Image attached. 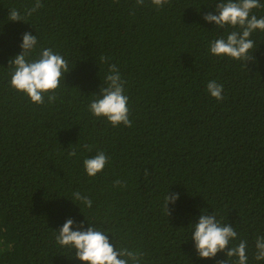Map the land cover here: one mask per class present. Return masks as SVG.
Returning <instances> with one entry per match:
<instances>
[{
  "label": "trees",
  "instance_id": "obj_1",
  "mask_svg": "<svg viewBox=\"0 0 264 264\" xmlns=\"http://www.w3.org/2000/svg\"><path fill=\"white\" fill-rule=\"evenodd\" d=\"M220 2L41 0L12 22L11 9L23 16L35 0H0V264H85L56 242L69 218L143 253L140 264H237L225 252L198 256L191 235L201 214L234 228L229 248L247 242L246 264H264L255 259L264 237V30L250 35L247 62L211 54V42L240 31L204 20ZM252 15L264 18V7ZM25 32L37 38L29 61L51 49L68 62L42 104L10 84ZM111 64L125 81L131 127L89 110ZM211 80L223 100L208 93ZM99 152L107 163L90 177L84 160ZM168 192L179 194L169 216Z\"/></svg>",
  "mask_w": 264,
  "mask_h": 264
},
{
  "label": "clouds",
  "instance_id": "obj_2",
  "mask_svg": "<svg viewBox=\"0 0 264 264\" xmlns=\"http://www.w3.org/2000/svg\"><path fill=\"white\" fill-rule=\"evenodd\" d=\"M156 8H162L168 0H150ZM137 5H143L144 0H136ZM43 5L41 0H35L30 9L25 10V14L16 9H11L8 20L12 22L24 21L25 16H31ZM264 7L259 0H221L216 4L215 11L204 15V20L214 23L218 28L225 26H238L240 31H232L227 38H220L211 42L210 53L216 56H227L236 60L247 62L250 60L249 50L253 48L254 41L249 37L257 29L264 30V18L257 19L255 15L250 17L253 8ZM37 44L36 36L25 32L20 45L22 52L9 60L12 68L11 86L26 94L32 103L42 104L43 97L47 93H54L60 86L61 78L69 72L68 62L59 54L53 53L51 49L42 50L38 59L29 61L27 57ZM102 62L106 57L100 58ZM107 87H101L98 98L92 100L89 105L90 112L95 117H104L113 127L121 123L126 127H131L129 110L127 108L128 97L124 95L125 81L121 79L118 68L115 64L109 65V74L105 77ZM207 91L216 100H223V85L211 80L207 84ZM50 102L56 99L55 95H49ZM87 147V146H86ZM70 156H75L73 150ZM107 156L103 152L97 153L94 157L84 160L86 173L94 177L103 170L107 163ZM120 185L121 181H115ZM75 200L81 201L87 207H91L92 201L86 196H81L79 192L73 194ZM179 199L178 193H170L164 198V208L167 215H170L168 205L175 204ZM77 230H73V227ZM56 242L60 246H67L75 249V258L85 262V264H140L143 253L131 251L125 248L116 249L110 243L108 235L103 231L96 230L89 226L86 229L83 223L75 224L71 218L58 230ZM237 237V233L230 225H221L215 215L201 214L198 222L194 223V231L191 239L194 241L195 249L200 258L211 259L219 252H225L228 258L238 257L237 264H246V241L239 243L237 247L229 248L230 240ZM256 260H264V237L256 240ZM217 264H228V260L218 261Z\"/></svg>",
  "mask_w": 264,
  "mask_h": 264
}]
</instances>
